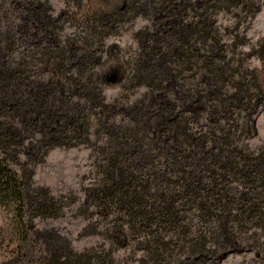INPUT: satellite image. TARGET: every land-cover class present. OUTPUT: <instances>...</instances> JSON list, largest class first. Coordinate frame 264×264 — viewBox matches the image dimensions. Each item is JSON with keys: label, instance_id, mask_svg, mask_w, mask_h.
Instances as JSON below:
<instances>
[{"label": "rangeland", "instance_id": "1", "mask_svg": "<svg viewBox=\"0 0 264 264\" xmlns=\"http://www.w3.org/2000/svg\"><path fill=\"white\" fill-rule=\"evenodd\" d=\"M101 3L0 0V47L13 31L20 72L0 82V131L16 137L6 155L24 197L0 193V264H264V0ZM178 29L183 56L161 64ZM151 53L150 73L132 77ZM177 116L222 134L224 152L165 129ZM119 149L130 192L108 203ZM206 169L226 205L210 220L175 197Z\"/></svg>", "mask_w": 264, "mask_h": 264}, {"label": "trees", "instance_id": "2", "mask_svg": "<svg viewBox=\"0 0 264 264\" xmlns=\"http://www.w3.org/2000/svg\"><path fill=\"white\" fill-rule=\"evenodd\" d=\"M188 29H191L190 26H188ZM178 30H181V29H178ZM197 31L199 32V30ZM9 32H12V35L10 36L6 34L5 39L3 40V46L0 47V56H1L0 57V82L6 81L8 78L10 79L11 77H13V75H16V73L18 74L20 73L18 69L12 66L14 60L11 56V53L14 47L16 36L13 35V31H9ZM194 32H195V29H193L191 33H194ZM177 37H179L177 41L179 45H175L171 47L169 51H162V48L159 49L160 51L158 55L161 56L159 60L161 64L168 62L167 54L169 58L173 61L177 60L175 57L182 58L183 54H180V52H182L183 50V45L181 43L183 42V40L186 39L182 30L177 32ZM152 54L153 53L148 54L147 56L141 55V61L136 65V68L134 70V74L132 77L140 79L141 77H144V75H148L150 73V71L148 72V70L154 66L153 64L156 61V58H154L153 56H149ZM141 64L143 65V67L141 66ZM105 81L115 82L116 80L115 78L113 79L108 78V79H105ZM9 115H10L9 111L3 108L2 106H0V130L5 124V120H8L7 117ZM193 115L196 116L198 115V113H193ZM166 124L167 125L164 126V128L166 127L165 129L173 126L175 132L177 133V138L179 137L178 132H180L183 139L184 138L186 139L188 137V138H192L193 141L203 140L202 141L203 146H207V143H208L207 140H208L210 143L215 144L216 148L220 147L221 152H224L222 144H225V143L224 141H222L224 140L223 139L224 137L222 136V134L220 136L213 131H210V133H207V134L206 133H191L190 129L188 128L187 119L180 117V116H177V118H175L174 120L168 121ZM1 131H0V147L2 148L3 150L2 152L5 156H2V157L0 156V193L8 194L12 197H15V199L19 200L20 202H23L24 197H23L21 183L15 171L10 167L9 162L7 160V155H6V153H8L6 151L10 147L9 146L10 142L12 143V140L15 139L16 137L13 135H8L7 133H2ZM57 144L61 145V143L59 142L55 143V145ZM131 166H132V162L130 158L127 157V155L124 152H122L121 149H119L117 153H114L108 158V163H107L106 168L108 172L107 176L109 178V183L105 184L102 189V194H104L105 196L104 197L105 201H107L108 203H112V202H115L114 200H116L117 204L124 202L123 198L119 199L117 198V196H122V195L125 196L126 194L128 195V193L130 192V189H129L130 181L127 180L129 178L128 177L129 174L126 173V171L130 169ZM202 173L203 174H201L197 179H194V177L190 173H188L186 183L184 184L182 188L177 190L175 197L177 198L183 197L182 200L185 199L184 202H189L193 200V202L196 203L197 211L201 214V218L205 220H210L211 218L217 217L218 215L220 216V214H222V213L216 214V208L215 209L213 208L215 204L219 205L218 212L220 211L226 212V205L222 204V194H223L222 191L218 190L216 192H211L214 190V188H216L217 186L216 177H220V174L216 172L214 169H206ZM205 178H207L206 181L204 180ZM211 193L215 194L213 195L214 199L212 201H210V197H209ZM134 201L135 200H133L134 207L136 206V204L138 205L142 202V200L137 201V202H134ZM173 201L174 200L171 201L170 206L176 204ZM128 204H130V207H133L131 203H128ZM245 213H247V217L249 216V214L251 215L250 211L248 212L245 211ZM239 216L238 214H235V217L238 218ZM256 216L258 217V219H264L263 212H258ZM82 262L83 261L81 258H75V259L69 258L65 260L62 264H81ZM83 263L86 264L85 262Z\"/></svg>", "mask_w": 264, "mask_h": 264}, {"label": "clouds", "instance_id": "3", "mask_svg": "<svg viewBox=\"0 0 264 264\" xmlns=\"http://www.w3.org/2000/svg\"><path fill=\"white\" fill-rule=\"evenodd\" d=\"M99 7H100L101 11L110 12L112 10V7H113V0H102V3L100 4ZM97 71H99V67L97 68ZM100 83H101V86H102L104 92H106V93L111 92V91H113L119 87V84L106 85L102 81Z\"/></svg>", "mask_w": 264, "mask_h": 264}]
</instances>
